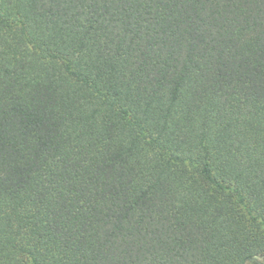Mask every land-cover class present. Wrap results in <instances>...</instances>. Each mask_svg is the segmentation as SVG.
Listing matches in <instances>:
<instances>
[{
    "label": "trees",
    "instance_id": "obj_1",
    "mask_svg": "<svg viewBox=\"0 0 264 264\" xmlns=\"http://www.w3.org/2000/svg\"><path fill=\"white\" fill-rule=\"evenodd\" d=\"M0 264H264V0H0Z\"/></svg>",
    "mask_w": 264,
    "mask_h": 264
}]
</instances>
